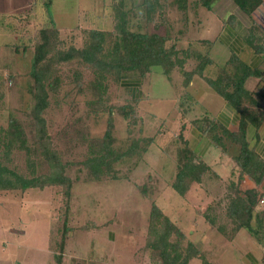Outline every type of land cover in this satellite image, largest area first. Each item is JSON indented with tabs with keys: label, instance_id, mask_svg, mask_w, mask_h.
Here are the masks:
<instances>
[{
	"label": "rangeland",
	"instance_id": "1",
	"mask_svg": "<svg viewBox=\"0 0 264 264\" xmlns=\"http://www.w3.org/2000/svg\"><path fill=\"white\" fill-rule=\"evenodd\" d=\"M31 1L29 14L18 24L22 32L14 39V44H18L16 51H6L4 59L0 60V160L6 168L24 178L48 176L54 170L41 150L44 142L49 140L51 156L59 163L56 169L62 170L71 180L70 198L65 195L66 185L1 190L0 256L9 260L8 254L15 248L17 264H27L41 251L48 253L49 264H86L84 255L98 254L102 245L96 240L98 233L92 230L104 226L112 228L118 235V239L111 241L115 244L111 249L116 253L123 250L120 241L125 238L127 249L138 251L141 246L146 247L149 257L155 254L158 260L154 264H162L160 250L153 252L157 249L148 247L151 241L149 219L155 203L183 233L180 236L174 232L171 243H178L183 250L190 247L191 251L196 250L201 255L189 264H204L205 261L207 264H250L247 249L241 248H234L233 254L225 255L221 261L216 245L220 242L217 223L221 219L216 218L215 224L206 220L207 209L212 208L218 214L208 213L211 217L221 215L223 218L224 225L219 229L226 227L225 213L231 200L227 182L207 174L199 185H192L188 178L187 184L191 187L184 196L173 190L185 147L181 130L184 116L188 118V108L192 104L202 113L209 111L208 104L203 102L204 88H200L197 96L188 95L178 68L170 78L164 75L161 67L152 68L141 80L139 88L137 86L136 90L141 92L139 98L138 92H132L131 85L108 78L105 81L107 91L99 100L94 90L96 75L91 66L76 60L58 63L53 67L60 86L50 94L43 115L47 137L40 135L32 115L34 99L29 89L33 83L36 40L41 30L54 28L59 32L53 55L73 47L81 49L89 42L91 31H106L115 36L116 8L124 1L123 9L132 11L129 19L133 31L169 35L166 47L182 51L187 45L183 40L184 33L197 40L199 33L194 21L208 11L202 4H199L202 7H194L196 0H188L186 11L180 9L175 0H158L162 7L148 22L142 0ZM223 6L216 7L218 14L227 7ZM16 28L14 26L18 33ZM180 57L184 58L182 54ZM192 62H187L190 68L195 67ZM218 71L219 68L209 69L208 66L206 74L215 77L213 75ZM214 117L201 119L199 127L208 126ZM12 120L19 122L24 133L22 141L15 145L10 144L6 136ZM185 138L189 149L194 150L187 132ZM102 147H107L102 155L108 152L119 155L130 147L134 148L135 154L118 160L111 169L101 170L96 176L88 163L96 156L92 152H99ZM235 153L237 151L231 155ZM209 191V198L203 196ZM107 229L105 237L99 236L107 238L106 232L111 231ZM225 231L231 234L232 230L226 228ZM88 242L98 243V246L89 250L85 247ZM74 253L82 254L83 262L76 263ZM60 255L61 261H58Z\"/></svg>",
	"mask_w": 264,
	"mask_h": 264
},
{
	"label": "trees",
	"instance_id": "2",
	"mask_svg": "<svg viewBox=\"0 0 264 264\" xmlns=\"http://www.w3.org/2000/svg\"><path fill=\"white\" fill-rule=\"evenodd\" d=\"M175 1L180 9L186 11L188 0ZM212 1L214 0H196L193 5L198 6L202 4L210 8ZM233 1L247 13H251L259 4V0ZM49 5L50 3L47 6L48 10L50 8ZM123 5L124 1L120 3L119 8H116L117 23L115 26V36L113 37V33L106 31H91L89 33V42L81 49L73 47L68 51H60L56 55H53L59 32L54 28L41 30L36 40L32 71L33 83L29 89L34 99L32 108L33 120L40 135L42 134V136L47 137L45 132L46 122L43 115L48 108L50 94L52 92L55 93L60 86V80L55 76V67H53L55 64L76 60L84 65L91 66L96 75L94 90L99 95V100H102L103 95L107 91L108 87L105 85V81L108 78L120 83L125 82V85H131L133 87L132 92H138L139 98L141 94L139 90H136L137 86L139 88L141 80L152 68L161 67L164 75L168 78L178 68L183 75V85L185 88L189 86L195 76L202 77L230 106L242 113L237 132H231L215 121H211L208 126L204 125L202 128L199 127L198 121L190 124L202 130L203 137L205 136L211 140L224 154L231 155V152L237 151L232 156L239 169L240 176L247 175L256 183H259L261 178H257L256 174L258 171L262 172L263 167L261 168L255 162V155L246 141L248 126L254 125L257 127L258 125L257 123H252V119L247 114L248 110L242 108L244 101L249 95L245 88V82L250 76L248 66L242 63L236 55H233L228 61V66L235 67L236 71L234 70V74H230L224 67L216 78L206 77L204 75L205 69L212 64L211 59L206 55L191 71H187L185 70V65L190 58L188 51H179L175 47L167 48L166 43L170 39L169 35L161 36L156 32L133 31L129 19L132 11H125ZM141 6L146 7L145 16L148 22L153 19L152 16L162 7L158 0H142ZM181 54L184 58L180 57ZM134 74H137L135 75L137 77ZM181 130L184 132L185 140L184 156L182 155L180 158L178 173L172 187L177 194L184 196L191 187V184H187L188 178L193 182L192 185L200 184L203 176L210 171V168L201 159L195 162L197 159L196 153L194 150L189 149L185 138L186 125H182ZM6 136L10 139V144L15 145L18 141H22L24 133L17 120L11 121L6 131ZM43 145L41 152L49 164L52 165L51 167L54 171L48 176L27 179L14 171H10L0 160V191L25 190L30 188L43 189L48 185H66L65 195L70 198L71 180L63 174L62 170L56 169L59 163L51 156L49 140L44 142ZM101 149L99 152H92L96 156H93L88 163L96 176L99 175L101 170L111 169L112 165L118 162V160L132 157L135 154L133 147H130L127 152L119 155L114 152L113 154L108 152L102 155L101 152L107 149V147H102ZM231 192L235 196H231L227 207V217L233 218L234 224L237 222L235 231L246 229L250 233H255V229L251 225V218L252 209L257 199L256 193L248 191L246 192L247 198H242L239 194V192L242 193L239 184L238 186L234 185ZM207 220L211 224H215L216 222L215 217H211L208 213ZM149 223V238H151V241L148 247L157 249L153 252L160 250L159 258L162 264H189V262L201 256L196 250L191 251L190 247L183 250L178 243H171L170 237L174 232L180 234V236L183 233L179 230V226L169 219L162 207L155 203L152 205ZM57 259L61 261V255L57 256ZM150 260L152 263L158 262L155 254L151 255ZM204 264H207V262L205 261Z\"/></svg>",
	"mask_w": 264,
	"mask_h": 264
},
{
	"label": "crops",
	"instance_id": "3",
	"mask_svg": "<svg viewBox=\"0 0 264 264\" xmlns=\"http://www.w3.org/2000/svg\"><path fill=\"white\" fill-rule=\"evenodd\" d=\"M31 2V0H0V41L2 42V44H0V60L4 59L6 51L9 53L13 52V50L16 51L18 44H14V39L19 38V35L22 32V28L18 24L29 14ZM218 5H225L223 7L227 6L222 14H218L216 11ZM194 7L197 6L194 5ZM203 7L208 12H206L204 16L200 14L199 19L194 21L196 22L194 26L197 25L196 28L199 37H197V40L193 37L188 38L187 34L184 33L183 40L187 45L183 50L188 51L190 55L188 61H193L192 63L194 66H196L197 63L203 60L207 55L212 62V64L209 65V69H212L213 66L219 68V71L217 72L218 74L224 67L230 74L235 73V67L228 66V61L233 55H236L242 63L248 66L250 76L245 82V88L249 95L244 101L242 108L248 110L247 114L249 118L252 119V123H257L258 125L257 127L254 125L248 126L246 141L255 155V162L258 163L261 168L263 167V171H258L256 174L257 178H261L260 182L256 183L247 175L240 176L239 169L233 156L224 154L219 147L212 143L211 140L205 136L203 137L202 130L195 127V125L190 124L197 121L199 122L205 117L215 116L214 118L221 126L231 132H237L242 117V113L239 110L230 106L226 100H224L202 77L199 76H195L189 86L184 88L186 93L191 96H197L200 88H204L206 95L203 102L206 105L208 104L207 107L209 111L203 110L204 113H202L201 110L194 109V105L192 104L188 108V118L184 116V125H186L187 130H185V133L187 132L188 139L191 140L192 147L195 153H197V160L201 159L210 168V171L205 175L211 174L217 180L221 179L222 181L227 182V185L229 184V186L226 188L229 193L232 191L234 185L238 186L239 184L242 190V193L239 192V194L244 199L247 198L246 192L248 191H254L257 195L254 208L252 209L251 218V225L255 229V233H250L246 229L235 231L237 222L234 224L232 220L233 218L230 219L227 217V211L225 213V217H227L225 221L226 227L224 229H219L220 226L224 225V223L221 222L223 218L221 215H216L215 219H221L218 220L219 223H217V229L219 231L217 237L220 239V242L216 243L221 261L225 255L230 256V254H233L234 248H241L247 249L246 257L250 264H264V203H261V200H264V0H259L258 6L251 13L242 10L233 0H214L211 2L210 8L207 9V7ZM226 22H228V24ZM14 26L18 27L16 28V30H19L18 33L15 31ZM201 51H204L203 54H201ZM12 61L14 60L12 59ZM186 65L185 70H192L191 68L193 67L190 68L189 65ZM206 70H208V67L205 69L204 75L210 77L206 74ZM217 73L216 75H213L215 77L210 78H216L218 76ZM206 86L215 92L219 99L212 95ZM139 93L141 94V92ZM204 139H206L205 144L202 145ZM225 168H228L229 170L227 171ZM225 174L230 178L225 176ZM204 176L202 182L204 181ZM235 180L236 182H232ZM202 182L200 184H202ZM198 185H196V187H198ZM202 188L206 191L204 186H202ZM231 195L235 196L232 192ZM231 195L229 197H231ZM203 196L209 198L210 191L205 192ZM218 210H220V208ZM207 211V213H217V211L212 208L207 209ZM198 213L200 212L198 211ZM203 215H206V213ZM226 228L232 230L231 234H228L225 231ZM106 229L107 228L103 226L100 230H92L98 233L96 240L102 245L98 254L94 255V253H91L90 255H84L86 256V264H154L146 253V247L141 246L138 251L127 249V240H125V238H121L120 241L123 250L119 253L113 251L111 247L115 244H111V241L118 239V235L116 232H112L111 228L107 229L111 231L106 232V237L108 235L112 240H107L108 237L105 239L100 237V234L105 237ZM245 232L247 233L246 235ZM4 242H2L3 246L5 245ZM98 243L96 244L94 242L93 244H89L88 242L87 244H84L85 247L90 250L96 248ZM12 246L15 247L14 243ZM7 251H9V248ZM14 251L13 253L9 251V260H7L8 257L0 256V264H15V262L17 264V258L14 255ZM41 252L42 253L34 258H31L27 264H49L47 260L48 253ZM74 254L76 256V263L83 262L82 254Z\"/></svg>",
	"mask_w": 264,
	"mask_h": 264
},
{
	"label": "built area",
	"instance_id": "4",
	"mask_svg": "<svg viewBox=\"0 0 264 264\" xmlns=\"http://www.w3.org/2000/svg\"><path fill=\"white\" fill-rule=\"evenodd\" d=\"M261 203H264V200H261Z\"/></svg>",
	"mask_w": 264,
	"mask_h": 264
}]
</instances>
